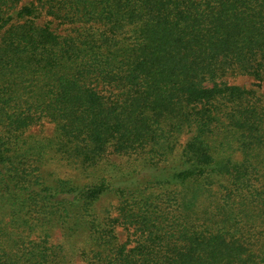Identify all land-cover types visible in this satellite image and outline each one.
<instances>
[{
  "label": "trees",
  "instance_id": "16d2710c",
  "mask_svg": "<svg viewBox=\"0 0 264 264\" xmlns=\"http://www.w3.org/2000/svg\"><path fill=\"white\" fill-rule=\"evenodd\" d=\"M263 88L264 0H0V264H264Z\"/></svg>",
  "mask_w": 264,
  "mask_h": 264
},
{
  "label": "rangeland",
  "instance_id": "374dc122",
  "mask_svg": "<svg viewBox=\"0 0 264 264\" xmlns=\"http://www.w3.org/2000/svg\"><path fill=\"white\" fill-rule=\"evenodd\" d=\"M225 80H227L230 84H234L237 86H245L249 87L253 83V79L247 76L243 75H235L232 77H226ZM261 94L264 97V88L260 91ZM30 131L34 134H41V135H52L53 132V125L49 123H44L42 125H35L33 126ZM189 133L186 132L182 133V135L179 137V140L176 145V149L173 153V158H176L181 150V147L184 145L186 140L189 137ZM129 157H117L115 155L107 156L106 159L103 161L108 163V168H97V169H85L80 164H72L71 162L59 160L56 162L57 164L49 165L46 169L47 174H54L59 175L61 179H70L72 183L78 184V185H86L96 182L97 179H99L102 175V171H105L108 169L110 171H115L118 173L117 175H110L107 174L108 177H116V181L113 180V183H115V186L119 187H127L129 186L130 182L132 184H135L137 179H139L141 171H138L139 168H137L135 173L132 175L133 178L131 180H127L130 174L126 173L121 177L120 172H124L126 167H128L130 164L137 165V162L132 160L135 159V156ZM138 173V174H137ZM117 206L116 197L110 195L109 198H103L100 200L98 205V211L100 213L102 211L108 210L111 212V216L115 217V208ZM116 233L118 240L122 243L126 240V231H124L121 227L116 228ZM34 239V238H33ZM61 240V234L59 232V229L56 228L53 230V234L51 238L49 239L51 244H59ZM67 252H71L70 249L67 250ZM74 264H88L86 262L80 261L79 258H75Z\"/></svg>",
  "mask_w": 264,
  "mask_h": 264
}]
</instances>
